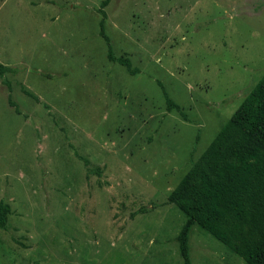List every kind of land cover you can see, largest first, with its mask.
<instances>
[{"label":"rangeland","instance_id":"obj_1","mask_svg":"<svg viewBox=\"0 0 264 264\" xmlns=\"http://www.w3.org/2000/svg\"><path fill=\"white\" fill-rule=\"evenodd\" d=\"M102 1L0 0V264H183L167 197L264 74V0H111L134 75Z\"/></svg>","mask_w":264,"mask_h":264},{"label":"trees","instance_id":"obj_2","mask_svg":"<svg viewBox=\"0 0 264 264\" xmlns=\"http://www.w3.org/2000/svg\"><path fill=\"white\" fill-rule=\"evenodd\" d=\"M110 1L100 4L99 35L107 45L108 60L134 75L129 60L114 57L105 33L104 8ZM10 70L0 64V74ZM160 87L167 110L180 111ZM167 203L185 216L176 238L183 264H191L188 241L194 226L246 264H264V74L170 192ZM9 214V204L0 201V228H5Z\"/></svg>","mask_w":264,"mask_h":264}]
</instances>
